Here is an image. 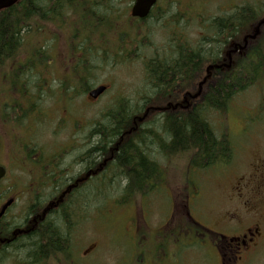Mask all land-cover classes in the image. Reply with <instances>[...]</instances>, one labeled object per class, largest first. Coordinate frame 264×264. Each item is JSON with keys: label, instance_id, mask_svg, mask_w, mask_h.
I'll use <instances>...</instances> for the list:
<instances>
[{"label": "trees", "instance_id": "1", "mask_svg": "<svg viewBox=\"0 0 264 264\" xmlns=\"http://www.w3.org/2000/svg\"><path fill=\"white\" fill-rule=\"evenodd\" d=\"M119 1L19 0L15 5L0 11V71L5 70V67L10 68L8 76L10 90L17 85L22 87L21 99H27L29 103L27 113L32 107L33 98L23 88L26 84L24 83L26 72L38 70L43 64L47 66L51 62V56L45 46L48 26L56 27L61 34L69 38L66 58L70 61L69 75L75 82L72 83L70 77L62 82L61 90L65 88L68 91L67 96L72 94L75 97L79 92L87 94L91 89L90 78L94 76V71L103 65H123L132 61L130 55L137 49L134 48L137 38H141V35L147 36L150 32L141 25L140 20L127 15V8L121 10L127 17V29L117 30L118 19L123 16L117 8ZM177 1L183 4L180 0ZM193 6L190 3L187 5L190 9L189 14ZM200 13L201 11L196 16H189L191 26H199L200 23L197 22L203 17L199 15ZM178 14L181 25V13ZM263 16L264 3L237 7L231 14L206 16L208 23L207 27L203 26L205 30L202 28L204 35L198 34V37L190 38L188 49L172 43L164 50L156 48L155 57L153 54L149 55L147 51L137 56L145 70L144 82L147 90L145 95L141 96L144 103L135 108L130 106L128 98L121 99L116 108L107 112L109 123L103 124L102 127L96 126L98 138L91 148L82 153V157L86 159V156L91 154L94 170L99 169L103 161L109 158L103 168L94 174L93 184L84 183L76 187L62 204L61 213L47 216L39 229L30 236L21 235L12 239L10 243L0 245V264H6L9 256H16L20 252L24 253L28 264L37 262L77 264V257H73L72 242L90 215H87V209L92 208L102 213L106 208L105 197L113 198L121 207L153 192L159 181L164 179L167 167L165 163L156 159L158 155L162 154L170 165L172 161L188 157L190 178L197 169L207 170L232 162L235 146L230 132L228 130L217 132L209 117L212 113L229 115L237 96L254 87L264 88V26L260 37L234 56L229 70H218L211 75L203 88V101H197L196 105L190 106L187 110L178 108L164 110L154 118L141 123L140 130L133 131L125 136L123 141L120 143L119 141L133 126L134 119L141 115L148 105L154 101L156 103L174 101L179 93L197 88L205 76V66L222 60L221 54L229 46L230 40L240 39L219 38L225 34L226 29H230L229 26H232L236 35L240 37L245 30L253 29ZM170 18L176 16H169ZM150 19L162 25L171 23L165 15L152 18L151 14L144 22ZM49 34L52 35L50 31ZM112 34H117L116 46H111V42L108 46L105 45L108 36ZM94 36L98 41L93 38ZM30 38L40 39L38 44H33ZM146 39L150 42L149 45L151 43L153 45L149 38ZM143 40L145 39L142 38ZM142 46L146 45L142 43ZM26 48L29 55L23 61L27 54L21 59L19 56L24 51L28 53ZM2 104L5 107V103ZM20 105L18 102L14 109L22 110ZM262 105L264 106V102ZM29 113L33 115L35 110L29 109ZM17 143L15 141L13 147L22 150L16 154L18 161L22 162L24 160L22 153L27 146L26 143L19 142V145ZM115 145L114 153L110 155L109 151ZM28 154L26 152L25 158L30 159L32 155ZM38 165H41L44 171L49 168L43 161ZM59 166L63 167V164L58 163L57 167ZM50 176L54 178L53 171ZM65 179L74 180L68 177ZM116 181L118 183L115 186L119 187V192L113 195L111 193L115 187L111 184ZM16 186L19 187L1 186L0 202L6 196L17 195ZM64 189V185H54L46 188L40 186V191L37 188L30 191L33 199L26 215L31 213L37 215L40 206L45 205ZM3 216L0 217V239L10 237L12 234L9 233L15 231L13 229L19 226L18 223L21 221L12 218L4 222Z\"/></svg>", "mask_w": 264, "mask_h": 264}, {"label": "rangeland", "instance_id": "2", "mask_svg": "<svg viewBox=\"0 0 264 264\" xmlns=\"http://www.w3.org/2000/svg\"><path fill=\"white\" fill-rule=\"evenodd\" d=\"M180 1L185 5L189 3L194 5L189 16H196L199 11L206 16H215L231 4L262 5L264 3V0ZM132 3L133 0L118 2L117 8L123 16L118 19L117 30L127 29V17L121 10L127 8V15H130ZM165 3L167 7L159 6L158 10L160 12L164 10L167 19L170 14L179 12L176 5L180 2L177 0L160 1V4ZM141 25L150 32L147 36L141 35V38H149L155 46H160L165 41L168 30L163 28L162 23L150 19L141 22ZM46 34L45 46L51 56V62L45 68L41 66L38 70L27 71L24 80L26 84L23 87L33 98L32 107L29 108L35 110L32 116L37 118L38 113H41L40 122L29 116L31 114L28 109V113H25L27 110L22 113L26 117H20L22 123L16 124L14 108L18 102L26 106L28 100L21 99V86L17 85L10 90L8 79L10 68L5 67V70L0 71V164L7 165L8 159L11 158L9 172H7L9 174L2 182L1 188L11 185L10 179L14 175L25 174L24 163L20 167L19 159L16 158L18 148L13 147L15 141L18 142L17 145L21 142L26 143L25 146H27L32 139L29 148L37 145L45 146L44 152L48 153L54 152L57 149L53 148L55 146L61 147L62 158L66 159L65 166L68 167L76 153L91 148V145L96 142L98 138L95 132L96 126L102 127L103 124L109 123L107 112L116 108L121 99L128 98L130 106L135 108L144 103L141 96L145 95L147 90L144 82L145 70L140 58L134 54L130 55L133 58L131 62H125L123 65H103L94 71V76L89 80V87L92 89L99 84L109 86V89L96 101L80 92L75 94V97L72 94L67 96L68 91L65 88L61 90V85L68 80V77L64 75L68 74L70 65V61L66 58L69 38L61 34L54 26H48ZM116 35L108 36L107 46L110 42L111 46H116L118 42ZM39 39L30 38L33 44H38ZM96 39L98 41V38ZM97 41L95 40V43ZM134 48L137 47L134 46ZM138 48L152 54V50L145 46ZM23 55H26L23 57L25 61L29 51L28 53L24 51L19 59ZM69 80L72 83L75 82L71 76ZM72 97L73 103L64 104L66 106L62 109L61 103L67 102V99ZM233 102L229 115L212 113L209 119L217 132L223 130L230 132L235 146L232 167L237 169L238 175H242L249 172L257 161L264 160V106L262 105L264 88L254 87L247 90L237 96ZM2 103H5V107ZM25 120L26 126L21 127ZM16 125L20 127L15 131ZM115 147L116 145L109 152H114ZM224 170L225 167L197 169L193 171L190 179V165L188 157H185L172 161V165L166 167L164 181L145 198L119 207L113 198L105 197V210L101 213L91 208L92 221L88 222L80 235L73 239V257H77V264H211L208 261L209 249L200 243L201 239L194 233L183 234L181 223L186 217L187 194L192 198L194 214L202 220L207 221V216L213 217L222 211L223 198L228 194L229 183L225 174L227 170ZM50 175L48 171L43 173L45 178H51ZM117 183L118 181L111 184L115 187L111 193L113 195L119 192V187L115 186ZM92 184V181L89 182V185ZM17 189L16 204L12 208L9 206L7 213L3 216L4 222L12 218L21 220L18 223L19 226L13 230L22 229L33 215L31 213L25 217L24 209L29 197L24 187H17ZM172 201L177 204L174 220V225L177 224V226L175 229L168 230L166 221L171 213ZM85 250L87 256H84ZM6 264H28V259L24 253L20 252L16 256H9Z\"/></svg>", "mask_w": 264, "mask_h": 264}, {"label": "flooded vegetation", "instance_id": "3", "mask_svg": "<svg viewBox=\"0 0 264 264\" xmlns=\"http://www.w3.org/2000/svg\"><path fill=\"white\" fill-rule=\"evenodd\" d=\"M160 1L161 0H157V3L154 5L151 13L149 14V16L152 14V18H160L164 15V10L163 12H160L158 7H167V4H160ZM183 5L185 4L176 5L177 10L179 13H181V25L178 21V12L170 14V17L176 16V18H166L167 20H170L171 23H165L163 26L164 29L168 30L165 41L160 46L156 47L155 45H151L152 43L149 45L150 42L146 38H144L146 41H142V38H137V49L135 48L136 51L133 53L135 56H139L142 52H145V50L138 48L139 46H142V43L146 45V48L152 50L151 52L153 57H155L156 48L159 50H164L167 49L170 44L174 43L176 46L182 45V48L188 49L190 38H196L198 37V34L199 36L204 35L202 28L208 23L206 22L205 18L207 17L205 14H199L200 16L204 17L198 20L197 23H200L199 26H191L189 24V8L185 7L187 5ZM244 6L246 5H227V8L222 9L223 12L219 15L221 16L224 14H231L232 11L237 9V7L241 8ZM148 17L142 19L141 22H144V20ZM229 27L230 29H226L225 34H222L219 38L241 39L238 42L235 39H231L228 43L229 46H227L225 51L221 54L223 59L218 63H208L205 66V75L206 73L213 74L218 70H229L230 64L233 61L232 59L243 49L242 45L245 44V38H249L248 45L253 42L250 40L252 37L250 36L251 32H249V29L245 30L239 37L236 35L233 27ZM259 37L260 36H257L256 38ZM105 45H107V43H105ZM108 89L109 86L107 85V90ZM184 93L185 92L179 93V96L174 101L162 103L163 107L167 106L170 109H175V106L178 105V109L187 110L190 106L196 105L197 101H203V92L198 98H192L191 95H188L186 100ZM154 105L156 106L158 104L154 101L153 104L148 105L143 111V114L148 113L145 119H152L154 116H157L155 113H158L159 111L153 110L152 107H154ZM139 126L140 122L137 123L136 131L140 130ZM87 150L88 148L80 153H76L73 160L70 162L71 164L68 167L65 166V168L61 169L60 166L57 167V164H65L66 159L62 158V152H59V149H56L57 154L46 155L43 152L44 149L28 148V152H33V157L30 159L25 158V163H27L28 166L29 164L32 165V167H29L22 176L14 175L10 182L14 183L15 185L21 184L23 187L28 189V192L33 190V187L35 188L47 185H64L66 188L72 184H78V186L84 183L87 184L92 181L94 170L91 154L86 156V159L82 157V153L86 152ZM30 154L31 153L28 155ZM156 158H159L158 160L161 163H165L166 166L170 165L167 163L166 158L162 154L160 156L158 155ZM40 161H43V163L49 165L47 171L49 174L53 171L55 174L54 178H45V176H43V173H46L47 171L45 172L41 168V165H38ZM50 165L53 166L50 167ZM232 166V162L228 164H221L220 166L225 167L224 171L227 170L225 174L229 180L228 194L223 198L222 205H224V207L222 211L213 217L207 216V221H205L194 214L191 202L188 200L186 203L187 210L185 211L186 217L184 221V227L188 229L189 232L196 229V233L201 239L200 243L207 247L210 251V258L208 261L211 264H264V160L257 161V163L251 167L249 172L242 175H238L237 169L233 168ZM54 170L56 171L54 172ZM67 177L74 178V180H66L65 178ZM30 197L31 195L29 198ZM45 206L46 204H43L38 208L39 213L37 215H39V217L34 213L31 217L32 221L26 222L23 227V235L26 234L27 236H30L33 232H36V230L39 229L40 224H42V222L46 219L42 218V216L40 217V215L43 214ZM61 211L62 205H59L48 212L47 215L52 216L57 212L61 213ZM175 211L176 207L172 204L171 213L166 221L168 229L170 230L174 225ZM90 212L91 208H88L87 215L90 214ZM199 216L202 217L200 214ZM17 237L18 235L15 238Z\"/></svg>", "mask_w": 264, "mask_h": 264}, {"label": "water", "instance_id": "4", "mask_svg": "<svg viewBox=\"0 0 264 264\" xmlns=\"http://www.w3.org/2000/svg\"><path fill=\"white\" fill-rule=\"evenodd\" d=\"M19 0H0V10L5 9V8H9L12 5L16 4ZM157 0H135L133 6H132V16L135 17H140V18H144L146 17L151 8L153 7V5L156 3ZM264 24V20H262L258 27H257V31L255 33V35H253L252 37H255L259 31L260 26ZM207 77H205L199 84V90L198 92H196L193 97H197L202 90V85L206 82ZM106 89V86L102 85L99 86L98 88L92 90L90 92V96L93 98H97L99 95H101ZM6 174V170L3 166H0V180L5 176ZM13 202V199L8 200L4 205H3V209L2 212L0 213V215H2V213L5 211V209L11 205ZM56 205V202H51L49 204V206L46 208L44 215L46 214V212L48 210H50L52 207H54Z\"/></svg>", "mask_w": 264, "mask_h": 264}, {"label": "bare ground", "instance_id": "5", "mask_svg": "<svg viewBox=\"0 0 264 264\" xmlns=\"http://www.w3.org/2000/svg\"><path fill=\"white\" fill-rule=\"evenodd\" d=\"M8 208H9V206L5 209V211L2 213V215H0V217H2V216L6 213V211H7ZM2 209H3V205H2V207H1L0 213L2 212ZM18 230H19V229H18Z\"/></svg>", "mask_w": 264, "mask_h": 264}]
</instances>
